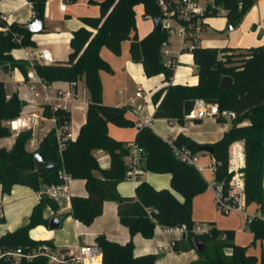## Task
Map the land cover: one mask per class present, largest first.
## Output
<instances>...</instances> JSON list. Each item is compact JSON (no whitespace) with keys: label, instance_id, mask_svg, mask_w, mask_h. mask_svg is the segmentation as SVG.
I'll list each match as a JSON object with an SVG mask.
<instances>
[{"label":"trees","instance_id":"16d2710c","mask_svg":"<svg viewBox=\"0 0 264 264\" xmlns=\"http://www.w3.org/2000/svg\"><path fill=\"white\" fill-rule=\"evenodd\" d=\"M28 1L35 13L40 12L43 20L46 0ZM256 1L213 0L204 14L206 17L216 16L223 10L227 23L235 29ZM96 4L99 6V16L82 18L85 25L72 31L69 41L71 52L67 60L53 64H41L34 60L31 65L27 60L14 58L13 50L35 47L33 33L27 31L23 23H7L0 18V67L8 64L10 69L17 68L25 76L32 67L40 77L51 83L80 79L88 92L85 122L76 138L64 141L59 150L52 128L37 146L44 159L55 163L53 168L47 171L35 169L33 151L28 148L32 130L18 132L10 148L0 147L2 194L10 193L16 184L39 191L44 185L59 183L58 171L64 169L72 179L85 182L87 197L72 196L70 211V215L84 225H90L102 213L104 201H114L118 204L119 221L128 228L131 237L140 234L144 238H151L156 226H193L192 199L206 189L207 183L194 166L180 162L168 141L151 127L138 128L132 141L140 149V167L152 173L170 174V187L182 200L169 189H155L144 180L136 185L134 198L122 197L116 190L119 182L127 180L125 158L130 142L111 137L108 124L134 127L137 123L126 116L128 106H111L102 102L100 72L112 73L113 70L101 57L100 51L106 47L119 55L121 43L129 41L130 58L142 64L144 75L152 77L163 74L164 81L168 82L151 96L155 108L153 118L176 119L182 124L196 100L217 103L220 111L235 112L236 117L230 128L213 143H198L182 133L172 141L194 153L211 148L209 154L217 163L214 181L223 182L225 187L230 177L227 170L230 146L236 141H243L246 202L248 205L256 203L264 210V44L246 48L203 47L197 44L190 51L196 66L197 83L171 84L173 68L165 65L161 55V44L169 38L166 30L154 28L141 38L136 34L134 7L142 4L143 16L153 18L160 15L157 0H101ZM223 76L232 78L231 86H220ZM24 106L25 102L16 92L9 97L6 95L4 82L0 80L1 138L12 135L7 123L17 118ZM43 114L49 118L55 117L57 125L70 119V113L63 110L50 112L45 108ZM222 120L218 118V121ZM96 149L109 155L107 168L99 165L94 155ZM48 207L57 213V203L43 197L34 205L25 226L0 236V249H29L50 243V240L33 239L29 234L31 229L47 225L48 220L43 217V212ZM3 221L4 218L0 217V223ZM201 223L210 225L208 233H191L173 246V251L179 252L194 249L195 241L204 244L201 250L196 251L197 259L190 264L257 263L258 258L249 254L246 246L234 242V230L218 229L214 222ZM246 223L253 234V241H264V224L258 219ZM95 243L102 249V264H156L159 257L154 253L134 256L131 239L121 244L99 234L95 237ZM0 264L10 263L1 259Z\"/></svg>","mask_w":264,"mask_h":264},{"label":"crops","instance_id":"0c3cea01","mask_svg":"<svg viewBox=\"0 0 264 264\" xmlns=\"http://www.w3.org/2000/svg\"><path fill=\"white\" fill-rule=\"evenodd\" d=\"M61 1L62 0H46L43 18V29L40 32L33 34L32 36L36 44L35 47H23L21 49L13 50L12 54L14 58L27 60V52L34 54L39 49H46L50 52L55 62H64L67 60L56 59L55 56L57 55V46L64 44L69 47V53L71 52L69 41L72 36V31L80 26L85 25L82 21L83 17L99 16V6L96 4V2H99L101 0H77L76 2H68L70 4L67 3L64 11H61L59 9V4ZM262 2L263 0H257L252 8L248 11L247 17L250 16V19L246 22L241 32L242 34H247L249 32H258L261 37H258L254 44L246 45L244 42H242L240 44L238 43L239 45H231L230 47L246 48L264 44V4ZM134 10L135 16L137 11H139L143 15L144 11L142 4L136 5L134 7ZM0 14L5 17L7 23L15 21L26 25L28 21L33 18L34 10L28 0H0ZM206 18L204 19L202 30L207 25H210L209 19ZM242 23L238 26L237 30L242 28ZM144 29L145 30L142 33H139V28L137 27L136 23V34L138 38L143 37L152 29H154V24L152 29L150 28V26H145ZM171 36L168 38V48L171 51L170 57L176 60L177 64L174 67L170 83L194 85L197 83V75L196 66L193 63L191 53L187 51L186 43H181L178 36H176L177 40L175 41L171 39ZM124 43H129V41H124L121 43V50L123 49ZM198 44L203 47L223 48L214 44L205 43V41L200 36ZM126 47L128 48L127 56L129 55V57L125 59L124 66L130 78L137 83V88L141 90V95L136 96V92L138 91L137 89L134 96L129 95L126 99H111L107 97L105 91L102 90V102L104 104L111 106H128L126 116L136 123L139 120L151 118V129L165 140H173L179 133L189 136L198 143H213L221 138L222 134L231 125H225L223 121H218L217 119H190L194 121V123L190 122V124H188L190 120H186L183 128V126L180 124L170 125L168 123V119L153 118V112L155 108L152 103L151 96L157 89L166 86L168 82L164 81L163 74H158L152 77L145 76L142 64L140 62H134L130 58L129 45ZM31 58L35 60L34 55ZM1 72L2 71L0 70V73ZM7 73L10 74V78H12L15 84V89L13 92H16L18 94L19 88H21V90L25 89L23 97L18 95V97L25 102V106L23 107L21 114L28 115L32 112L41 113L40 105L42 103V99L40 101H36L40 96L33 95L22 83V80L25 79V75L21 73V71L17 68L10 69L9 65ZM81 82L82 80L79 79L77 88L79 100L75 102L71 110L70 130L72 132L73 138H76L81 125L85 122L86 109L88 104V99L85 98V94H87L88 92H82L84 83ZM53 84L60 87L67 86V82L63 81H56L53 82ZM27 91L31 94L27 93ZM143 92H147L146 96L143 95ZM121 94L122 93L120 90L116 92V96L118 97H120ZM10 95L11 94L7 96L9 97ZM46 122H51L52 127L47 128ZM156 123L157 125H155ZM54 126L55 122L52 118L46 116L40 118L37 124L32 128V138L30 139L28 144L29 150L35 147L37 148L42 138L52 128H54ZM137 130V126L118 127L112 123L108 124L109 135L117 140H121L124 142L134 141ZM16 134L17 133L12 131L11 136L3 138L0 137L3 144L0 145V147L3 146L6 148H10L14 142ZM197 154L199 156V161L197 167L195 168L206 181L207 187L202 192L196 194L192 199V220L195 223L214 222L215 226L218 229L234 230V242L238 245L246 246L247 252L249 254L255 255L258 258L256 264H258V262L260 261L258 255L260 252L261 264H264V241H253V234L248 229L246 217L243 213L231 212L237 213L242 216L240 225H234L227 220L224 221L220 216L211 213V209L214 208L213 204L215 196L211 187L214 184V176L210 166L213 163L214 159L208 151L197 152ZM94 155L102 168H107L109 166L110 157L105 151L96 149L94 150ZM170 178L171 176L168 173L158 174L141 169L136 179H127L119 182L116 185V190L122 197L134 198L136 196V185L140 181L144 180L147 181L155 189H169L179 200H182V197L171 189ZM69 190L70 197H87L85 182L82 179L71 178L69 182ZM37 202L36 192L28 186L16 184L11 188V191L8 194H2L0 187V217L4 218V221L0 223V236L5 234L6 232L14 231L18 227L25 226L29 222L31 211L34 205L37 204ZM63 206L64 208L62 210L58 208L57 213H54L49 207L46 208L43 212V217L49 220L48 217L63 216L62 227L65 218L71 219L74 225L73 234H70L67 231L61 232L62 227L60 228V230H50L47 223L46 227L48 229L43 225L38 226V228L44 229L45 232L39 235L36 239L50 240L51 242L57 244H71L75 242L94 243L95 237L99 234H104L109 240L121 244H124L129 239H131L134 245V256H140L149 253L158 254L159 257L156 261V264H168L165 251H169V253H171L176 260L180 257V255L186 254L187 252H175L172 249L166 248L165 246L168 238L162 235L161 226L155 227L154 236L152 238L147 239L140 234H135L131 237L128 228L119 221V217L117 215L118 204L114 201H104L102 213L98 215L90 225H84L75 220L70 215L71 203L67 205V203L64 202ZM248 207H251V214L258 212L261 209L260 205L256 203H251L248 205ZM197 210H199L200 212H197ZM52 235L54 237H52ZM190 252H193V255L188 261H183L180 263L177 260V264H190L192 261L196 260V251L192 249L188 251V253Z\"/></svg>","mask_w":264,"mask_h":264},{"label":"built area","instance_id":"2783aa9c","mask_svg":"<svg viewBox=\"0 0 264 264\" xmlns=\"http://www.w3.org/2000/svg\"><path fill=\"white\" fill-rule=\"evenodd\" d=\"M213 0H157L160 9V25L165 29L169 37L176 35L180 38L181 43H188L187 51L199 43V36L204 24L205 11L208 4ZM70 0H62L59 4L61 11L65 10L66 4ZM35 14V12H34ZM224 15L225 12L220 10ZM0 18L6 21L5 17L0 15ZM171 51L168 48V39L161 44V55L166 66L173 68L177 62L170 57ZM41 64L55 63L50 52L46 49H39L34 54L27 52L26 59L32 65L34 59ZM78 80L67 82L66 87L55 86L53 82H47L40 77L35 70L31 69L27 72L22 83L35 96H42L41 113L32 112L28 115L20 114L17 118L8 121L7 125L11 131L18 133L22 130H32L38 120L44 116L43 110L46 108L50 112L63 110L70 113V119L61 125H57L55 117L52 119L55 122L54 130L59 150L63 147V142L70 139L74 140L70 130L71 125V110L76 101L79 100L77 91ZM82 92L86 93L85 86ZM141 95V90L138 89L136 96ZM221 117L225 125H232L233 119L236 117L234 111H220L217 103H208L204 100H196L194 108L184 117V122L181 124L176 119H168V123L180 124L184 128L186 120L190 119H217ZM152 119H144L137 121V127H150ZM230 128V127H229ZM172 147L173 154L182 163L197 167L199 156L192 152L184 145L178 146L172 140H167ZM129 153L125 158L127 166L125 176L127 179H136L141 171L140 167V149L134 142H130ZM217 163L215 160L210 168L215 172ZM245 154L243 144L239 141L234 142L229 149L228 158V173L230 175L227 182V187L223 182H215L211 186L214 192L217 208L220 212L228 214L230 212H240L246 216V221L249 223L253 219H258L264 224V210L260 209L254 214L246 213L248 206L246 202L245 181H244ZM59 183L44 185L41 190L35 191L36 198L39 202L43 197L53 200L57 203L58 208H64L63 203H71L69 182L70 175L64 170L58 171ZM37 202V203H38ZM51 217H48L50 219ZM210 230V225L207 223H194L191 228L185 224L178 226L162 227V235L168 238L166 248L172 249L176 241L187 237L189 234H205ZM5 260L10 264H102V249L94 243H71L57 244L54 242L43 243L36 247L24 249L21 247L15 249H0V260Z\"/></svg>","mask_w":264,"mask_h":264},{"label":"rangeland","instance_id":"374dc122","mask_svg":"<svg viewBox=\"0 0 264 264\" xmlns=\"http://www.w3.org/2000/svg\"><path fill=\"white\" fill-rule=\"evenodd\" d=\"M262 3L264 4V0ZM68 4H70V3H68ZM92 4H94V3H92ZM257 5H258V3H257ZM247 16H248V12L244 15V17L241 21V23L243 22L242 28L239 30H237L238 27L235 29H233V28L232 29H226V27H227L226 17L222 14L208 17L206 19H209L210 25H207L202 30L200 37L205 41V43H210V44H214L216 46H221V47H224V46L230 47L231 45H237L238 43L240 44L242 42H244L246 45L254 44L256 42V39L258 37H261V35H259L258 32L257 33L249 32L247 34L241 33L246 22L250 19V16L249 17H247ZM135 23H137V27L139 28V33H142L145 30L144 29L145 26H150L151 29L153 28L152 18L143 16L142 13H140L139 11H137V13H136ZM171 39H173V41L177 40L176 35L173 34L171 36ZM128 45H129V43L123 44V49L121 50L119 55L112 53L106 47H102V49H101L102 50L101 51V57L104 60H106L112 66V68L114 70L113 73H107L105 71L100 72L102 90H104L107 97H109L111 99H114V98L115 99H117V98L126 99L129 95L134 96L136 90L138 89L137 83L134 82L130 78V76L127 74L125 66H124L125 59L127 57H129V55L127 56V51H128L127 49L128 48L126 47ZM186 45H188V43H186ZM69 51H70L69 47H67L66 45H64V44L58 45L57 46V55L55 56L56 59H59V60L67 59ZM0 80L4 82L6 95L12 94L14 89H15V84H14L12 78H10V74L1 72L0 73ZM81 83H83V80ZM118 90H120L122 93L120 97L116 96V92ZM24 92H25V89L21 90V88H19L18 95L23 97ZM27 93L31 94L28 91H27ZM146 94H147V92H143L144 96H146ZM85 98L88 99V93L85 94ZM41 99H42V96L37 98L36 101H40ZM190 122L194 123L193 120H190L188 122V124H190ZM163 124H165V123H163ZM46 125H47L46 126L47 128L52 127L51 122H46ZM155 125H157V123ZM239 142L243 144V141H239ZM0 145H3L2 139H0ZM35 149H36V147L31 149V150L34 151ZM213 206H214V208L211 209V213H213L214 215L220 216L224 221L227 220V221H230L231 223H233L234 225H240L241 220H242L241 215H239L237 213H231V212L228 214L220 212L217 208L215 198H214ZM250 208L251 207L247 206L246 213L251 214ZM198 211L199 210H197V212ZM44 227L47 228L46 226H44ZM64 231H67L70 234H73V232H74L73 222L69 218H65V220H64V224H63V227L61 228V232H64ZM44 232H45L44 229L38 228V226H37V227L31 229L29 234H30L31 238L36 239L39 235L43 234ZM245 232H247V231H245ZM153 236H154V234H153ZM52 237H54V236L52 235ZM165 254H166L168 264H174V263L177 264V260L180 263L183 261H188L190 259V257H192L193 252L188 253V251H187L186 254L180 255V257L177 260L172 256L171 253H169V251H165ZM258 255H259V260H260L258 262V264H261L260 252Z\"/></svg>","mask_w":264,"mask_h":264},{"label":"water","instance_id":"95a60500","mask_svg":"<svg viewBox=\"0 0 264 264\" xmlns=\"http://www.w3.org/2000/svg\"><path fill=\"white\" fill-rule=\"evenodd\" d=\"M160 20H161L160 16H155L152 18V22L156 30L161 29ZM42 29H43V20L41 18L40 12L37 11L34 14L33 18L29 20L28 23L26 24V30L35 34L40 32ZM226 29H232V26L229 23H227ZM0 70L4 73H7L8 65L1 66ZM232 83L233 80L230 76H223L220 80V86H231ZM206 151L210 152L211 148H207ZM33 162L35 169L38 171H47L55 166L54 162L50 160H46L42 157L39 148H36L33 151ZM62 221H63V216H53L48 220V228L50 230L60 229L62 227ZM194 246H195L194 250L199 251L204 247V244L202 242L195 241Z\"/></svg>","mask_w":264,"mask_h":264}]
</instances>
